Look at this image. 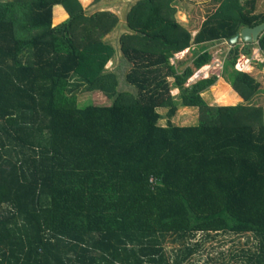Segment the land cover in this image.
I'll use <instances>...</instances> for the list:
<instances>
[{"label": "trees", "instance_id": "trees-1", "mask_svg": "<svg viewBox=\"0 0 264 264\" xmlns=\"http://www.w3.org/2000/svg\"><path fill=\"white\" fill-rule=\"evenodd\" d=\"M175 1L140 0L128 13L132 92L106 67L114 12L89 13L80 0H0V264H183L222 234H250L254 250L232 259L264 264V110L253 103L261 83L236 68L253 45L264 51V33L224 62L222 76L244 99L237 105L222 80L217 101L231 106L209 105L203 94L219 77L187 86L194 69L171 62L195 44L202 68L211 60L203 44L264 14L253 13L254 0H214L193 36ZM56 5L69 14L58 25ZM57 7L55 21L67 16ZM79 88L112 103L81 105ZM180 107L199 108V124L176 125Z\"/></svg>", "mask_w": 264, "mask_h": 264}, {"label": "rangeland", "instance_id": "rangeland-1", "mask_svg": "<svg viewBox=\"0 0 264 264\" xmlns=\"http://www.w3.org/2000/svg\"><path fill=\"white\" fill-rule=\"evenodd\" d=\"M139 1L140 0H101L100 2H96V0H90L86 3L83 0L82 2L89 13L97 10H109L114 12L119 17L117 26L110 33H108L104 39L116 50L114 58L108 62L106 67L118 74V79L120 81L119 90L121 91L127 90L136 92V90L126 82L125 75L130 67V63L123 55L122 37L125 33L130 32L127 24V16L133 6ZM175 6L177 8V12L175 14L177 21L194 36L201 28L203 22L207 20L208 16L216 11L219 6V2L214 0H176ZM254 6V14H264V0H254ZM57 8L58 7L54 8V19L56 17ZM68 18L69 16H66L64 19L59 21H55L53 19V24L58 25L66 21ZM236 44H238L240 49H242L246 42L241 40L235 44H231L229 39H223L203 44L206 46V49L203 51H207L211 54V60L209 64H207L206 70H204L203 67L197 69L194 65V60L198 55L197 51L200 48V46L195 44H193L191 48L176 54L174 58H172L171 62L177 64L183 70L189 66L194 69V74L186 82L187 86L194 84L203 78L217 75L219 77L217 82L208 91L204 92L203 96L209 105L231 106V104L226 105L217 101L215 87L218 82L222 80L234 90L222 74L224 62L228 57L229 51ZM251 50L252 54L250 56L240 54V57L237 60L236 68L251 74L261 83L260 91L257 95H255L253 103L257 107H262L264 110V51H261L258 45H253ZM241 59H244L243 61L245 64L240 69L238 68V65L240 64ZM170 80L174 83L173 78H170ZM77 94L81 105H106L112 103L111 99H108L105 95L98 91L88 92L84 91L83 88H79L77 90ZM172 94L180 100L179 89H177L175 85L172 86ZM243 101L244 99L241 97L240 101L234 105ZM158 110L161 114L167 116L168 108H159ZM167 121L168 118L165 117L160 120V124L166 125ZM172 121L179 126L198 125L200 122L199 108L180 107L176 115L172 118ZM197 240H204L203 234H199ZM254 243L255 240L250 234L214 235L211 239L206 241L204 240V245L201 250L183 264H222L224 262H232L231 264H237L239 262L244 264L241 260L232 259V257L234 254H242V251H247L248 249L254 250ZM177 247L178 244L172 242L171 239L166 242L167 253L168 255H171L172 259L174 258V250H176Z\"/></svg>", "mask_w": 264, "mask_h": 264}, {"label": "water", "instance_id": "water-1", "mask_svg": "<svg viewBox=\"0 0 264 264\" xmlns=\"http://www.w3.org/2000/svg\"><path fill=\"white\" fill-rule=\"evenodd\" d=\"M264 33V22L255 25L244 27L235 36L229 39L231 44H235L239 41H244L246 43H257L260 36Z\"/></svg>", "mask_w": 264, "mask_h": 264}, {"label": "bare ground", "instance_id": "bare-ground-1", "mask_svg": "<svg viewBox=\"0 0 264 264\" xmlns=\"http://www.w3.org/2000/svg\"><path fill=\"white\" fill-rule=\"evenodd\" d=\"M244 59H241V61H240V64L238 65V68H242L243 67V65L245 64V62L243 61ZM203 68H204V70H206V68H207V65H205V66H203Z\"/></svg>", "mask_w": 264, "mask_h": 264}, {"label": "crops", "instance_id": "crops-1", "mask_svg": "<svg viewBox=\"0 0 264 264\" xmlns=\"http://www.w3.org/2000/svg\"><path fill=\"white\" fill-rule=\"evenodd\" d=\"M80 1H81V3L83 2V0H80ZM82 4H83V3H82ZM57 6L62 7L63 10L65 11V13L67 14V16H69V14L67 13L66 9H65L62 5H56L55 7H57ZM83 6H84V4H83ZM55 7H54V8H55Z\"/></svg>", "mask_w": 264, "mask_h": 264}]
</instances>
